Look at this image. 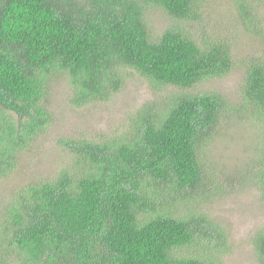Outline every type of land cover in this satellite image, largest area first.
Returning <instances> with one entry per match:
<instances>
[{
  "label": "trees",
  "instance_id": "1",
  "mask_svg": "<svg viewBox=\"0 0 264 264\" xmlns=\"http://www.w3.org/2000/svg\"><path fill=\"white\" fill-rule=\"evenodd\" d=\"M149 4L181 22L202 16L197 0H0V180L51 124L53 79L67 78V102L79 108L118 93L123 68L155 89L177 88L162 107L148 103L138 112L124 142L61 140L86 173L62 169L8 204L0 264H213L211 254H175L204 242L215 247L223 236L204 214L163 204L170 194L190 197L202 182V148L227 103L217 92L187 90L230 74L234 48L176 27L152 40ZM246 69L244 99L264 122V63ZM257 174L264 197V169ZM255 243L264 264V230Z\"/></svg>",
  "mask_w": 264,
  "mask_h": 264
},
{
  "label": "rangeland",
  "instance_id": "2",
  "mask_svg": "<svg viewBox=\"0 0 264 264\" xmlns=\"http://www.w3.org/2000/svg\"><path fill=\"white\" fill-rule=\"evenodd\" d=\"M197 4L196 10L202 16L189 22L174 20L153 4L147 5L144 13L152 40L176 27L192 39L216 43L221 40L232 46L236 64L227 76L187 90L194 94L219 93L227 103V112L220 119L215 136L202 148L201 184L187 198L175 201L170 194L172 200L165 201L163 210L174 208L188 216L204 214L215 228V236H223L222 240L213 241L215 247L204 242L182 248L176 256L211 254L209 260L213 264H262L255 236L264 230V197L257 174L264 169V122L244 99V88L247 64L249 67L264 63V1L197 0ZM242 11H248L250 19H243ZM122 73L127 77L118 93L107 101L80 108L67 102V78L53 79L51 124L18 155L14 172L0 180V220L8 204L29 186L51 182L67 168L75 178L84 176L83 164L74 162L75 157L62 147L61 140L124 142L134 133V118L146 104L162 107V101L177 91L176 87L155 89L128 68H123Z\"/></svg>",
  "mask_w": 264,
  "mask_h": 264
}]
</instances>
